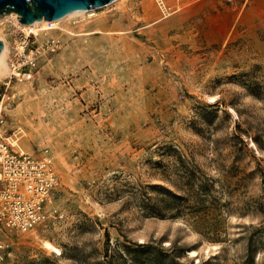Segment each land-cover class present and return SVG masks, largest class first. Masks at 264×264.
I'll use <instances>...</instances> for the list:
<instances>
[{"label": "rangeland", "instance_id": "rangeland-1", "mask_svg": "<svg viewBox=\"0 0 264 264\" xmlns=\"http://www.w3.org/2000/svg\"><path fill=\"white\" fill-rule=\"evenodd\" d=\"M159 4L172 13L157 19ZM94 11L59 21L73 34L0 16L8 64L27 33L36 52L8 89L2 135L47 149L59 177L42 221L0 232V264H264V0ZM163 188L186 200L156 215L142 203ZM139 244L140 261L112 255Z\"/></svg>", "mask_w": 264, "mask_h": 264}, {"label": "built area", "instance_id": "built-area-1", "mask_svg": "<svg viewBox=\"0 0 264 264\" xmlns=\"http://www.w3.org/2000/svg\"><path fill=\"white\" fill-rule=\"evenodd\" d=\"M31 40L27 33L17 41L8 75L0 85V232L26 231L42 221L46 204L59 183L47 149L38 155L14 149L9 136H3L1 131L3 105L11 82L29 79L36 67V52L28 47ZM4 245L0 241V249Z\"/></svg>", "mask_w": 264, "mask_h": 264}, {"label": "water", "instance_id": "water-1", "mask_svg": "<svg viewBox=\"0 0 264 264\" xmlns=\"http://www.w3.org/2000/svg\"><path fill=\"white\" fill-rule=\"evenodd\" d=\"M113 0H0V15L15 12L22 23H32L42 17L55 18L62 15ZM2 40L0 39V49Z\"/></svg>", "mask_w": 264, "mask_h": 264}, {"label": "bare ground", "instance_id": "bare-ground-1", "mask_svg": "<svg viewBox=\"0 0 264 264\" xmlns=\"http://www.w3.org/2000/svg\"><path fill=\"white\" fill-rule=\"evenodd\" d=\"M116 1L117 0H113V1L108 2V3L102 4V5H98L96 7H92V8H88V9H82V10H78V11H74V12H71V13H68V14H65V15H62L60 17H55V18H45V17H42L41 19H38V20H36V21H34L32 23H22V22H19L18 19H17V13H15L13 11L10 12V13H7V14L6 13H3L2 16L3 15H7V16L12 17L13 19L16 20V22L20 23V26H23L22 29H25L27 31H31V32L38 33V31L40 29L41 30H47V29H52V28L60 27L62 30H65L69 34H73V32L71 30H68V29L60 26L59 25V21H61L63 19H67V18H77V17H82V16H91V15H94L95 14V11L94 10L97 7L105 6V5H108V4L110 5L111 3H114ZM160 6H161V8L163 9L164 12L157 19H161V18L167 17L168 15H170L172 13V11H170L168 9H165L166 6L164 4H161ZM157 19H155V20H157ZM92 31L93 32H95V31H98L99 32L100 30L99 29L88 30V31H84V33H82V34H87V33H90ZM107 32L117 33L118 34V33H125L126 30L125 29L107 30ZM0 39L2 40V48L0 49V77H2L5 74H8V72H9L8 61L6 59V55L8 54V43H7V40L2 35H0ZM18 86L24 88L26 86V84L20 83V84H18ZM10 137H11V134H10ZM10 137H9V139H10ZM10 141L14 145H17V147H19V150L20 151L25 152L23 150V148H21V146L19 145V143L17 142L16 139L11 138ZM43 245H44V247H46L47 249H49L51 252H53L55 254H61V248L59 246H56L55 244L51 243L50 241L44 240L43 241ZM190 253L191 254H195V250H193V249L190 250Z\"/></svg>", "mask_w": 264, "mask_h": 264}, {"label": "trees", "instance_id": "trees-1", "mask_svg": "<svg viewBox=\"0 0 264 264\" xmlns=\"http://www.w3.org/2000/svg\"><path fill=\"white\" fill-rule=\"evenodd\" d=\"M196 179H198V178L195 177V180ZM204 186H206V185L203 183V185L201 184L200 186H198V188L200 190H206V187H204ZM163 190L165 192L164 196H162L157 203L151 204L149 206L147 205L148 203H144V202L142 203V204H144V207L148 209V211L150 209V212L154 213L156 215H164L165 214L164 212L166 210H169L172 208H178L180 206V204L182 203V201L186 200V198L182 197L181 195H179L177 193L172 192L171 190H169L167 188H163ZM205 192H203V193L205 194ZM188 207H190V206H188ZM144 247L145 246H143L142 244H139L136 247H130V246L124 245V251L122 249L116 250L117 253H113L112 255L123 257V254H125V251H126V252H130V253H134V255H131L132 259H134L136 261H140L141 257H137L138 256L137 252H139V251L142 252L145 249ZM135 253H137V254H135ZM169 262H170V264H179L176 261H174V258H171V257L169 258L167 263H169Z\"/></svg>", "mask_w": 264, "mask_h": 264}]
</instances>
